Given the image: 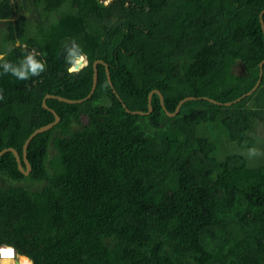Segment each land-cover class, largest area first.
Returning <instances> with one entry per match:
<instances>
[{
    "label": "trees",
    "instance_id": "1",
    "mask_svg": "<svg viewBox=\"0 0 264 264\" xmlns=\"http://www.w3.org/2000/svg\"><path fill=\"white\" fill-rule=\"evenodd\" d=\"M264 0H0L5 59L22 45L44 72L0 74V150L28 147L31 172L11 150L0 157V244L33 264H264ZM17 13H15V11ZM264 19V15H263ZM88 62L69 72L65 41ZM84 117L86 120L84 121ZM76 125H80L79 128ZM216 134V135H214ZM264 143V141H263ZM54 154L51 156V149ZM264 155V154H263ZM10 184H6L7 182ZM27 261H32L25 257Z\"/></svg>",
    "mask_w": 264,
    "mask_h": 264
},
{
    "label": "water",
    "instance_id": "2",
    "mask_svg": "<svg viewBox=\"0 0 264 264\" xmlns=\"http://www.w3.org/2000/svg\"><path fill=\"white\" fill-rule=\"evenodd\" d=\"M104 1V0H102ZM263 15H264V9L261 10L260 12V20H261V24H262V29H263V32H264V19H263ZM87 60H88V57H87ZM87 63V62H86ZM85 63V64H86ZM99 63H103L105 66H106V71H107V76H108V80H109V83L111 85V87L113 88L114 92L118 95V97L120 98V100L123 102V106L125 107V109L128 111V112H131L133 114H149L152 110H153V106H152V97H153V94L154 92L158 93L159 96H160V99H161V104L163 105V108L166 109L165 107V103H164V95L163 93L155 88L153 90L150 91L149 93V96H148V110L147 111H144V110H132L130 109L127 104L123 101V99L120 97L119 93L117 92V90L115 89V86L113 84V81H112V78H111V74H110V68H109V64L108 62H106L105 60L103 59H96L94 62H93V69H94V73H93V85H92V88L90 90V92L88 93L87 96L85 97H82V98H69V97H65V96H62V95H57V94H51V93H48L46 94V96L44 97L43 99V106L45 108H48L50 109L54 115H55V120L52 121V122H49L47 124H44L40 127H38L37 129H35L29 136L28 138L26 139V141L24 142V145H23V160L26 164V167H24L23 163H22V160H21V156L18 152V150L15 148V147H6V148H3L2 150H0V157L8 150H11L15 157H16V160L18 162V167L19 169L26 175H28L30 172H31V169H32V166H31V163L28 159V147H29V144L31 142V140L39 133L41 132H44V131H47L49 129H51L55 124H57L60 119H61V116L59 115V113L52 107H50L47 103V99L50 98V97H55V98H58L62 101H66V102H69V103H79V102H83L84 100L90 98L92 96V94L95 92L96 90V87H97V84H98V78H99V70H98V64ZM84 64V63H83ZM84 64V65H85ZM259 67H260V72H259V78L257 80V82L255 83V85L250 89L248 90L247 92L243 93L242 95L238 96L237 98H235L234 100H231V101H227V102H221V101H218L217 99H214V98H211L209 96H193V95H188L184 98H182L175 111L171 112V111H167V114L170 115V116H174L176 115L182 104L187 101V100H192V99H198V98H203V99H206V100H209L213 103H216V104H220V105H226V106H229V105H232L233 103L235 102H238L240 100H242L243 98L251 95L258 87L259 85L261 84L262 82V78H263V74H264V59L259 63ZM78 69H80L81 67L78 65L77 66ZM22 257H27L30 259V257H28L27 255H21ZM17 264L19 263V261L17 260L16 262ZM32 264H33V261H32Z\"/></svg>",
    "mask_w": 264,
    "mask_h": 264
},
{
    "label": "clouds",
    "instance_id": "3",
    "mask_svg": "<svg viewBox=\"0 0 264 264\" xmlns=\"http://www.w3.org/2000/svg\"><path fill=\"white\" fill-rule=\"evenodd\" d=\"M107 2L108 0H104V3ZM21 47L23 48V53L15 60L5 59L4 57L8 53L0 51V74L10 73L18 80H26L45 71L47 61L43 54L35 50H29L26 45H22ZM88 55V52L76 38L65 41L63 45V58L69 72L77 71L78 65L83 67L84 64L82 62H88ZM2 98L3 94L0 92V99ZM250 154L255 155V149H251ZM25 264H30V261L26 260Z\"/></svg>",
    "mask_w": 264,
    "mask_h": 264
},
{
    "label": "rangeland",
    "instance_id": "4",
    "mask_svg": "<svg viewBox=\"0 0 264 264\" xmlns=\"http://www.w3.org/2000/svg\"><path fill=\"white\" fill-rule=\"evenodd\" d=\"M3 33H5V29H4ZM82 63H84V62H82ZM85 120H86V117H84V121ZM76 127L79 128L80 125H76ZM258 131L260 132V134H259L260 136H258L259 142H258L257 146L254 147L255 155H251L250 154V150L251 149H246V151L248 153L246 156H247L248 160L250 161V163L253 164V165L260 164L263 161V159H264V155H263L264 154V143H263V141H264V126L260 125L259 128H258ZM214 135H216V134H214ZM53 154H54V149L52 148L51 152H50V155L52 156ZM6 184H10V182H7ZM10 263L12 264L13 261L12 262L10 261Z\"/></svg>",
    "mask_w": 264,
    "mask_h": 264
},
{
    "label": "built area",
    "instance_id": "5",
    "mask_svg": "<svg viewBox=\"0 0 264 264\" xmlns=\"http://www.w3.org/2000/svg\"><path fill=\"white\" fill-rule=\"evenodd\" d=\"M22 256L17 252L16 248L10 244H0V260H11L14 264H16L17 260L18 264H22L21 261Z\"/></svg>",
    "mask_w": 264,
    "mask_h": 264
},
{
    "label": "crops",
    "instance_id": "6",
    "mask_svg": "<svg viewBox=\"0 0 264 264\" xmlns=\"http://www.w3.org/2000/svg\"><path fill=\"white\" fill-rule=\"evenodd\" d=\"M18 10L15 11V13H17ZM18 14V13H17ZM6 19L5 18H2L0 17V51H5L4 50V46H3V42H2V39H3V36H4V29L6 28V23H5ZM32 261V260H31ZM0 264H3L2 263V260H0ZM14 264V263H12ZM17 264V263H16Z\"/></svg>",
    "mask_w": 264,
    "mask_h": 264
},
{
    "label": "bare ground",
    "instance_id": "7",
    "mask_svg": "<svg viewBox=\"0 0 264 264\" xmlns=\"http://www.w3.org/2000/svg\"><path fill=\"white\" fill-rule=\"evenodd\" d=\"M10 261H11V260H8V259L5 260V259H4V260L2 261V263H3V264H11ZM21 261H22V264H25V261H26L25 257H22V258H21Z\"/></svg>",
    "mask_w": 264,
    "mask_h": 264
}]
</instances>
